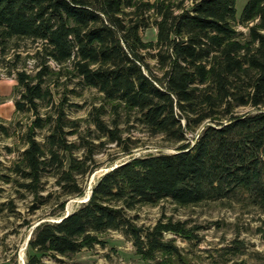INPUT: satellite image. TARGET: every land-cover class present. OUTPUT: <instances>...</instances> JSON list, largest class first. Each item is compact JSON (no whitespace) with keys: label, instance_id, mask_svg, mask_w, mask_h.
<instances>
[{"label":"trees","instance_id":"trees-1","mask_svg":"<svg viewBox=\"0 0 264 264\" xmlns=\"http://www.w3.org/2000/svg\"><path fill=\"white\" fill-rule=\"evenodd\" d=\"M185 1L0 0V66L17 76L16 111L32 116L21 159L1 175L5 183L39 200L44 178L52 177L61 194L52 215L59 218L70 199L86 195L104 146L132 153L120 129L123 114L177 146V153L134 158L101 176L87 204L33 231L24 264L102 246L109 231L131 239L144 261L162 254L180 262V248L165 234L190 238L183 224L161 219L143 227L130 215L165 200L186 208L246 193L264 211V0H246L239 19V0H192L190 9ZM237 22L248 30L246 40ZM150 28L156 43L142 38ZM21 42L34 45L26 57L34 74ZM64 80L112 104L111 123L104 106L90 113L92 141L69 119L67 108L75 106L67 95L56 99ZM247 108L253 111L240 112ZM0 133L9 134L3 125Z\"/></svg>","mask_w":264,"mask_h":264},{"label":"rangeland","instance_id":"rangeland-1","mask_svg":"<svg viewBox=\"0 0 264 264\" xmlns=\"http://www.w3.org/2000/svg\"><path fill=\"white\" fill-rule=\"evenodd\" d=\"M245 3L246 0L238 2V19ZM192 5V0H186L184 9H190ZM235 26L243 34L241 39L246 40L248 30L238 22ZM142 38L145 42L156 43L157 29L143 31ZM20 44L22 46L20 54L27 60L26 68L34 74V62L26 58L33 55L31 51L34 45L28 42ZM13 53L14 50L9 59L13 57ZM148 59L151 66L156 64L152 58ZM51 66L53 69L56 67L54 64ZM64 82L65 80L58 84L56 99L60 94L67 95L68 105L75 106L67 108L69 119L79 120L81 126L79 133L92 141L96 133L90 121V113L95 108L104 106L108 110L106 121L111 123L112 104L105 102L103 95L95 89L76 87L74 83L67 82L63 85ZM70 90H75V93H69ZM16 99H18L17 76L0 66V125L9 132L8 136L0 133V264L26 262L28 255L26 243L33 226L40 221L56 219L52 213L61 198L55 185L56 180L50 176L44 178V192L41 193L44 199L39 200L33 195L19 194L14 184L5 183L1 179V175L11 174L7 168H11L15 161L21 159L24 150L22 135L32 121L29 114L16 111ZM252 111L250 108L240 110L242 114ZM120 122L123 139L130 140L127 143L133 149L132 153L127 155L115 144L104 146L95 156L96 168L86 178L85 190L88 189L93 176L94 186L106 169L117 163L127 162L130 155L142 157L177 152V146L167 143L162 136H152L146 129L133 122V118L128 119L123 114ZM78 137L79 134L71 137V140L78 143ZM95 144L99 146L100 141H95ZM81 155L82 153H78V156ZM49 194H52L51 198H48ZM33 207L36 209H32ZM130 215L135 216L137 223L143 227H153L161 219L165 222L183 224L190 238L186 239L174 233L165 234L167 241L174 240L175 245L180 248L182 260L179 262L175 257L159 254L155 262L144 261L137 254L131 239L119 231H109L100 236L104 242L102 246L96 245L92 249H84L67 257L60 256L57 260L46 256L43 261L50 264H264V211L254 206L246 193L228 200H214L186 208L165 200L158 206L139 207L131 211Z\"/></svg>","mask_w":264,"mask_h":264},{"label":"water","instance_id":"water-1","mask_svg":"<svg viewBox=\"0 0 264 264\" xmlns=\"http://www.w3.org/2000/svg\"><path fill=\"white\" fill-rule=\"evenodd\" d=\"M202 131V130H201ZM174 153H177V152H174ZM134 158H139V157H135V156H133V155H130V158H129V160H131V159H134ZM128 160V161H129ZM128 161L127 162H124V163H121V164H115L112 168H110V169H106L104 172H103V174H102V176L104 175V174H106V173H109V172H111V171H113L115 168H117V167H119L120 165H123V164H126V163H128ZM92 180L90 181V184H89V186H88V190H89V192L84 196V197H78V198H75V199H73V201H70L67 205H66V210H65V212L61 215V216H59V218H56V219H54V220H45V221H40V222H38L37 224H35L34 226H33V228H32V231H31V234H30V238H29V240L27 241V243H26V247H28V245H29V242L31 241V236H32V233H33V231L37 228V227H39L40 225H42V224H44L45 222H51V223H59V222H61L62 220H64V219H66V218H68L69 216H71L78 208H80V206L81 205H83V204H87V202L91 199V197H92V188H93V184H92V182L95 180V178H94V176L91 178ZM24 264V263H23Z\"/></svg>","mask_w":264,"mask_h":264},{"label":"bare ground","instance_id":"bare-ground-1","mask_svg":"<svg viewBox=\"0 0 264 264\" xmlns=\"http://www.w3.org/2000/svg\"><path fill=\"white\" fill-rule=\"evenodd\" d=\"M88 192H89V190L87 189V190H86V194H87Z\"/></svg>","mask_w":264,"mask_h":264}]
</instances>
